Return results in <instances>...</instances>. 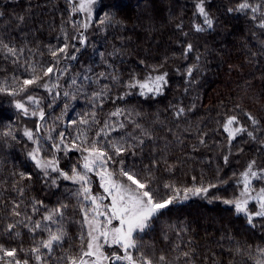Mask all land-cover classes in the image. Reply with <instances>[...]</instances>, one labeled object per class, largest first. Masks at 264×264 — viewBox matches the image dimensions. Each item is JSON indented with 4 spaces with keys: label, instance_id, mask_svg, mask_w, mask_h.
I'll return each mask as SVG.
<instances>
[{
    "label": "trees",
    "instance_id": "trees-1",
    "mask_svg": "<svg viewBox=\"0 0 264 264\" xmlns=\"http://www.w3.org/2000/svg\"><path fill=\"white\" fill-rule=\"evenodd\" d=\"M74 2L0 0V41L17 49L14 57L0 45V87L7 89L0 92V245L16 248L18 258L38 264L30 250L47 234L33 235L23 223L8 232L7 225L28 223L26 216L38 221L50 210L67 205L60 222L67 235L45 257L46 264H67L61 258L77 253L80 208L86 203L77 196L79 185L62 177L53 185L56 173L43 177L28 156L37 145L24 132L31 130L42 155H55L59 167L71 175L86 153L71 147L69 141L81 130L91 140L107 122L109 135L101 142H118L128 149L115 160L124 159L125 166L142 174L151 169L152 186L159 196L179 189L180 202L137 235L140 251L153 264H257L264 260V217H254L250 225L243 213L237 214L223 202L241 197V174L250 163L255 161L254 171L264 170V28L259 27L264 0H247L253 7L260 6L256 13L235 10L244 0H203L213 20L211 28L198 12L201 0H96L91 19L74 12ZM85 23L87 29L82 26ZM197 26L204 31H197ZM65 44L66 52L53 57L52 51ZM50 65L59 71L43 76L42 69ZM164 73L167 83L162 94L142 96L138 88L128 87L133 80ZM33 74L42 79L22 91L23 81ZM45 83L51 91L42 87ZM13 91L15 95L9 94ZM96 93L102 94L97 97ZM30 95L38 105L28 101ZM17 102L25 104L28 115L16 108ZM117 109L121 115L110 116ZM40 110L44 120L39 119ZM34 111L36 116L31 115ZM90 113L99 123L79 124ZM231 116L238 121L233 128L245 129L234 139L223 129ZM9 131L11 135H4ZM59 132L65 133L69 143L66 152L52 147L59 141ZM109 167L118 170L119 165ZM20 173L31 179H22ZM89 175L93 193L101 194L99 178ZM209 185L215 186L206 195L189 194L182 199L185 188ZM252 187L256 195L264 179H253ZM15 204L20 205L19 217L11 214ZM34 207L39 210L33 211ZM248 208L254 212L258 204L250 200ZM51 227L55 230L57 225ZM114 250L105 247L107 253ZM161 255L164 261L159 260Z\"/></svg>",
    "mask_w": 264,
    "mask_h": 264
},
{
    "label": "snow or ice",
    "instance_id": "snow-or-ice-1",
    "mask_svg": "<svg viewBox=\"0 0 264 264\" xmlns=\"http://www.w3.org/2000/svg\"><path fill=\"white\" fill-rule=\"evenodd\" d=\"M95 3L96 0H79V4L73 6V11L85 12L89 19H91L92 6ZM197 9L199 14L204 17V24L208 28H211L213 20L206 12L203 0L197 4ZM248 9L256 13L260 10V6L253 7L247 0H244L235 10L245 11ZM229 11H233V9H229ZM255 18L253 16V19ZM20 19L23 18L21 17ZM105 19L110 18L106 16ZM104 22V20L101 21L102 24ZM82 26L87 29L89 24L85 23ZM259 27L264 28V19L259 21ZM196 30L204 31V28L197 26ZM80 43L84 44L85 40L81 39ZM0 45L6 49L8 55L17 56V49L15 47H9L7 44H3L2 41H0ZM67 48L68 45L65 44L64 47L52 51L51 54L53 57H57L59 53H65ZM191 48L192 46L188 45V51H191ZM19 51L20 54L23 53L22 49ZM71 59H75V56H72ZM57 63H59L58 60ZM32 71L35 73V68ZM42 71L43 76H50L58 72L59 69L55 65H50L42 69ZM191 73L192 69L190 68L188 69V75L190 76ZM166 75L167 73L154 77L149 75L143 81L133 80L129 83L128 87L138 88L140 90L139 94L142 96L146 94H162L163 86L167 83ZM41 79V76L33 74L30 79L23 81L21 90H26L31 85H38ZM72 83L75 84L76 81L73 80ZM42 87L51 91L47 83L43 84ZM3 91H7V89L0 87V92ZM9 94L15 95L16 92L13 91ZM101 94L96 93L95 96L99 97ZM64 95L68 96L69 93L65 92ZM27 99L37 105L39 104V101L31 95ZM16 108L20 109L25 115L29 114L28 108L21 102L16 103ZM183 111L182 108L179 109V113H183ZM121 112V109H117L110 113V116L118 117L121 115ZM31 115L36 116L37 112L34 111ZM38 115L40 120H44L45 113L43 110H40ZM249 119L252 120L253 124L257 123L254 118L249 117ZM90 122L99 123L96 121L94 113L85 114L79 120V124L81 125L90 126ZM72 123L75 124L77 121H72ZM235 123H238L237 118L231 116L223 124V129L230 139H234L237 134L245 131L242 127L233 128L232 125ZM123 126V124L119 125L121 128ZM109 127V124L105 122L104 127L98 129L94 134L95 138L91 140L88 138L87 131H78V134L69 141L71 147L82 153H86V155L82 156V164L73 166L71 175L59 167V161L55 155L51 158L42 155L39 140L34 138L31 130H25L24 132V135L37 145L28 153V156L34 161L36 168L42 172L43 177L50 178L51 173H56L57 177L51 178L53 185L57 183V179L60 177L78 184L77 196L82 197L83 201L86 202L82 203L80 208L82 213V231L79 235V249L75 255H69L61 259H66L67 264H153V260L140 251L137 235L144 233L150 228L151 221L154 218L168 210L174 203L180 202L179 189L173 190L172 195L166 197L159 196L158 191L152 186L151 169H147L142 174L136 171L134 167L125 166L124 159L115 160L114 157H123L128 149L118 142H101V140H107L109 132L106 129ZM37 130H39V127ZM112 130L114 131L115 128H112ZM4 135H11V132H5ZM57 135L59 141L54 142L52 147L56 152L62 150L66 152L69 150V143L65 142V133L59 132ZM248 135L252 136V133L249 132ZM48 139H52L51 135L48 136ZM140 143L142 144L143 141L141 140ZM225 160L227 161V157H225ZM110 163L118 164V170H110ZM254 164L255 161L250 163L247 171L241 174L243 178V190L240 196L242 199L223 201L225 204H231L237 214L243 213L250 225L253 223L254 217H264V187L260 188L256 195H252V192L255 191L252 187V180L264 179V170H260L259 173L254 171ZM89 174H93L99 178V187L103 190L102 194L93 193L91 187L92 177ZM20 177L22 179H31V176H25L24 173H20ZM214 186L185 188L182 199L187 200L189 194L193 196L206 195L209 188ZM164 187L172 189L171 185H165ZM20 192L23 194V189H20ZM106 200L108 203H105ZM250 200L258 204V209L254 212L249 211L248 204ZM19 207V204H15L11 214L17 217L21 216V212L16 210ZM66 207L67 205H61L59 208L52 209L38 221H32L31 217L26 216L25 219L28 223H24V221H17L16 224L10 223L7 225V231L11 232L17 224L23 223L24 227L28 228L29 232L33 235L37 232L46 233V238H41L30 250L38 264H46L45 257L53 253L55 246L62 245L67 235L60 223L64 215L63 209ZM38 210L35 207L33 208V211ZM114 222L116 223L114 224ZM51 225H57L55 230H53ZM19 235L20 233L17 232L16 236ZM105 247H114L116 250L107 253ZM42 249L47 250V252H42ZM20 251H23V249ZM134 251L138 252L139 255H134ZM184 255L188 256L189 254L184 253ZM261 255L264 256V249L261 250ZM159 260L164 261L165 257L161 255ZM0 264H29V260L27 258L23 260L18 258V250L16 248H5L3 245H0ZM257 264H264V260L257 261Z\"/></svg>",
    "mask_w": 264,
    "mask_h": 264
},
{
    "label": "rangeland",
    "instance_id": "rangeland-1",
    "mask_svg": "<svg viewBox=\"0 0 264 264\" xmlns=\"http://www.w3.org/2000/svg\"><path fill=\"white\" fill-rule=\"evenodd\" d=\"M74 4L75 5H78L79 4V0H75ZM92 9H93V6H92ZM83 13H84L85 17L87 18L88 17L87 13H85V12H83ZM100 191H101V194H102L103 193V190L101 188H100ZM239 199H242V197H240ZM105 203H108V201L106 200ZM115 223L116 222H114V224Z\"/></svg>",
    "mask_w": 264,
    "mask_h": 264
}]
</instances>
